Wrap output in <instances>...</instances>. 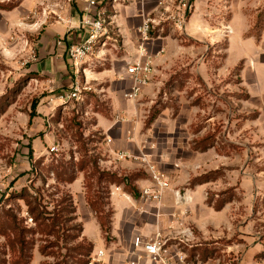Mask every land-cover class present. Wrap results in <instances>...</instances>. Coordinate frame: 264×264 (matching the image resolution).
I'll return each mask as SVG.
<instances>
[{
    "label": "rangeland",
    "instance_id": "rangeland-1",
    "mask_svg": "<svg viewBox=\"0 0 264 264\" xmlns=\"http://www.w3.org/2000/svg\"><path fill=\"white\" fill-rule=\"evenodd\" d=\"M63 1H37L8 28L0 20V264H27L30 253L32 264L35 252L43 257L40 264L63 258L68 264H75L78 252L70 249L82 237L93 244L91 255H96L101 249L96 251L95 244L84 235V219L88 213L96 217L106 243L113 240L114 210L110 196L115 185H122L128 191L129 195L124 193V196L135 210L126 215V220L136 221L141 212L151 213L157 203L145 201L141 191L146 186L138 187L135 183L145 176L151 180L149 185L153 183L149 164L134 154L143 151L148 161L167 175L154 160L157 141L170 149L174 143H189L192 149L214 151L215 148L225 165L203 177L209 180L219 177L228 182L233 170L237 174L233 173L232 182L237 185L213 187L228 191L222 196H211L213 190L209 189L207 199L221 205L236 198L240 226L252 214L247 208L255 201V196L243 193L246 187L250 190L255 185L250 176L258 174L257 186L262 193L255 201L258 214L249 231L264 240V0H206L205 23L211 33L204 38H209L208 41L181 34L180 43L186 50L171 58L172 61L156 64L153 59L152 81L135 100L125 97L130 81L121 84L120 90H126L124 100L126 103L130 100L129 108L133 110V114L126 112L122 117L112 113L109 99L103 95L109 82H93V71L101 70L104 65L97 63L92 67L87 61L79 70L73 65L69 49L76 43L67 47L70 63L66 74L60 77L55 72L47 74L40 67L42 53L38 44L43 34L42 24L65 22L60 14L66 12L68 1L67 4ZM21 2L5 0L0 8L10 10ZM194 8L193 1L192 11ZM104 19L106 23L105 16ZM169 22L164 23L161 33L171 26ZM157 29L152 30L151 37ZM56 41L62 43L65 38ZM159 45L156 41L151 49L155 51ZM190 45L196 49L190 51ZM106 47L101 43L96 46V53L102 58L107 53ZM162 53L166 52L162 50ZM75 86L80 87V96L70 98L68 95ZM98 113L121 120L116 128L123 129L113 134L122 140L120 149L128 148L136 153L126 152L131 155L128 158H120L125 151L113 154L106 142L108 138L112 145L117 141L96 126ZM124 129L130 130V139L143 140L145 147L138 151L137 147L126 145ZM124 159H128L126 165L119 164ZM71 173H76V179L82 174V188L90 205L88 213L80 210L79 216L66 181ZM177 189L186 191L182 187ZM70 195L72 200L68 198ZM28 200L47 205L51 213L60 212L59 225L53 234L45 235L38 228L29 214ZM125 230H129L127 226ZM19 237L29 242L23 254L19 252ZM235 239L238 240L236 252L229 251L230 240L226 239L218 245L197 246L189 242L179 248L186 251L190 264H246L248 244L241 236ZM54 243L42 253V247ZM71 254L76 257L72 259ZM255 258L258 261L264 258V249Z\"/></svg>",
    "mask_w": 264,
    "mask_h": 264
},
{
    "label": "crops",
    "instance_id": "crops-1",
    "mask_svg": "<svg viewBox=\"0 0 264 264\" xmlns=\"http://www.w3.org/2000/svg\"><path fill=\"white\" fill-rule=\"evenodd\" d=\"M4 1L0 0V3ZM37 1L44 0H22L19 5L10 10L0 8V20L3 19V22L7 24L6 28H8L16 19L21 18V14H25L23 12H28L30 6L35 5ZM60 1L64 2L63 0ZM67 1L66 12L63 11L60 14L65 22L56 20V23L49 22L42 24L43 34L38 44V49L42 53L40 67L43 72L47 74L52 72L59 73L58 75L56 74L59 77L68 71L67 64L70 63V60L67 47L73 43L81 42L88 34L87 29L82 28L80 24L84 12L89 7L90 0H66V4ZM193 1L195 8L189 14L184 28L181 29L173 22H169L171 25L167 26L169 30L167 29L164 33H161L162 31L160 30L165 27L164 25L158 27L157 32L152 34L150 40L147 41L146 56L154 59L156 64L165 60L172 61L170 60L171 58L186 50L187 47L180 43V40L182 41L181 34L197 41H208L209 38H206L207 40L204 38L206 35L208 37L211 33L207 29L205 23L207 19L204 16L205 7L208 5L207 1ZM97 2L98 6L93 7L92 10L100 9L104 12L108 39L107 45H105L107 46L105 48L107 51L105 57L98 58L96 55L91 57L90 63L92 67L104 65L101 70L93 71V82L95 84L101 83V81L109 82L110 85H106L103 95L109 99L112 113L122 117L126 115V112L133 114L132 108H129L132 103L130 100L128 103L124 100L126 90L123 88L120 90L119 87L129 80L126 73L127 64L140 58V38L137 28L147 16L157 14V6L154 0H147L145 2L142 0H97ZM23 24L30 26V23L24 21ZM60 37H64L65 41L57 44L56 40ZM186 37H183L184 40ZM156 41L160 45L157 50L153 51L151 46ZM189 49L190 51H194L196 46L190 45ZM162 50L166 53H162ZM70 65L73 66L72 63ZM147 88L143 90L146 91ZM97 116L98 121L96 126L99 127L103 134H108V136L114 137V140L117 141V144L114 142L113 145L111 142L110 144L106 142V145L110 147L113 154L120 151L130 152V154L136 153H133L128 148L120 149L122 140L113 134L115 130L123 129L121 126L120 128H116L121 121L120 119L113 120L99 113ZM128 131L130 130L124 129L123 131V137L125 136L123 141H125V144L132 145L131 147L134 148L137 147L138 151L142 150L140 148L145 147L143 140L130 139ZM120 133L118 134L119 136ZM157 143V149L153 152L154 160L169 176L172 185L171 189L166 191L163 204L160 207L158 205L153 206L151 213L141 212V216L136 221L130 222L126 220V215L134 213L135 210L131 206L132 202L124 196V193L126 196L129 195L128 191L122 185H115L110 196L114 213L111 223L113 240L109 244L106 243L102 236V230L96 217L88 213V206L90 208V205L87 203L85 191L82 188V174L79 173L77 179L68 184L78 209L77 215H80V210L88 213L83 223L84 235L95 244L96 251L101 249L106 254L102 264H122L126 262L132 256L131 252L134 248L133 239L137 234L148 236L159 229L167 232L172 227L170 232L179 235L185 225L191 226L193 233L190 237L192 239L190 242L197 246H202L206 243L218 245L219 242L226 239L230 240L229 251L236 252L238 251V240L235 239V236L237 238L241 236L249 247L244 257V259L246 258V264H264V258H261L259 261L255 260V255L261 253L264 249V240H260L261 236L256 235L255 232L249 231V228L253 227L255 223V215L258 214V211L254 208L255 201L262 193V190L257 186L260 178L258 174H255L254 177L250 176L255 185L250 190L249 187H246V191L243 193L249 197L255 196V201L254 205H250L247 208V211H251L252 214L249 213L240 226L239 204L236 202V198L225 201L219 208L213 203L208 202L207 199L209 189L213 190L211 194L216 196H222L228 191V188L217 190L213 187L227 184H230L232 187L237 185L236 182H232L233 173L237 174V171L233 170L231 171L232 173L230 172L231 179L228 182L223 181L219 177L214 178L215 180L203 177L205 174L212 172V170H217L225 165L223 157L217 153L215 148L214 151L209 148L192 149L189 143H184L183 145L174 143V146L170 149V147L166 148L164 147L165 145L158 141ZM150 145H152V142ZM142 154L145 155L143 151L141 153L137 152L134 155L141 159ZM127 161L128 159L120 160L119 164L126 165ZM136 161H134L135 164L138 162ZM138 163L143 165L142 162ZM236 177L238 176L236 175ZM135 183L138 187H144L149 185L151 180L149 176H145L136 179ZM177 187H182L186 190L184 192L186 201L182 204H176L174 190H177ZM231 189L236 191L238 188ZM81 214L83 215V212ZM126 223L128 225H125ZM126 226L129 229L128 231L125 230ZM173 250H176V248ZM42 259L43 257L35 252L32 264H40Z\"/></svg>",
    "mask_w": 264,
    "mask_h": 264
},
{
    "label": "built area",
    "instance_id": "built-area-1",
    "mask_svg": "<svg viewBox=\"0 0 264 264\" xmlns=\"http://www.w3.org/2000/svg\"><path fill=\"white\" fill-rule=\"evenodd\" d=\"M118 1V0H114ZM147 1V0H142ZM156 2V15L147 16L137 32L140 38V58L128 64L126 73L129 75L130 88L125 93V97L135 100L140 96L142 89L151 83L155 73L154 61L147 55L146 43L151 38V32L154 28L162 27L164 22L171 21L179 28H184L188 19V14L193 8L192 0H154ZM97 0H90L81 19V26L88 29V34L84 40L72 45L69 49V56L73 65L77 70L83 63L90 61L91 57L96 55L100 58L101 55L96 53V46L107 45V29L105 25L104 12L100 9L92 10L97 7ZM228 31L230 28H227ZM61 43V42H60ZM146 56V57H145ZM145 57V59H144ZM80 87L75 86L68 95L70 98H78L80 96ZM107 142H111L108 138ZM55 150V147L52 148ZM120 154V153H119ZM131 155L126 152L120 154V158H128ZM149 164V169L153 183L146 186L141 191V197L145 201L156 202L157 205H162L164 195L171 188V183L168 176L154 163H150L146 155L142 156ZM176 204H182L186 201L184 193L179 189L174 190ZM169 231L157 230L152 235L144 236L137 234L133 239V250L131 257L122 264H190L187 259L188 255L185 250L179 246L189 244L193 230L190 225H185L179 235H175ZM175 241V242H174ZM176 248V250H173ZM105 252L99 250L96 255H91L89 264L101 262Z\"/></svg>",
    "mask_w": 264,
    "mask_h": 264
},
{
    "label": "trees",
    "instance_id": "trees-1",
    "mask_svg": "<svg viewBox=\"0 0 264 264\" xmlns=\"http://www.w3.org/2000/svg\"><path fill=\"white\" fill-rule=\"evenodd\" d=\"M75 174H73V173L69 174L68 179L66 181L69 183L73 182L76 179ZM210 195L213 196V194H210ZM68 198H70L72 200L71 195ZM209 199L210 198L208 197V202L212 203L211 199L210 200ZM63 201H65V198ZM224 203L225 202H223L221 205H217L216 203H213V204L219 208ZM27 204L29 206L30 216H32L33 220L36 222V224H38V228L41 229L42 233L45 235L53 234V232L56 231V228L59 225L60 212H52L51 213V211H49V208L47 205H45V204L43 205L42 203L34 204L32 200L31 201L28 200ZM63 209L64 208H62L61 211ZM15 227L17 228L16 225H15ZM19 235H21V234H19ZM78 238H79V236H78ZM18 243L20 244V249H19L20 254H23L25 251L28 250L29 242L26 240V238L19 237ZM86 243H88L87 244L88 249H86V246H85ZM53 245H55V243L50 244V245H45L44 247H42V249H41L42 253L44 254L46 252V249L48 247L53 246ZM31 249H33V247ZM92 249H93V244L91 242H88L86 240V238L82 237L79 244H77L76 246H74L73 248L70 249V250H74V251L78 252V255L76 258L77 261L75 262V264L76 263L77 264H89L90 260H91ZM84 250H86V252H84ZM31 257H32V253H30V256H29L30 259H29V262L27 264H30ZM69 257H71L73 259V257L75 258L76 256L71 254ZM68 263H69L68 260L63 258V259L57 260L53 263L49 262V263H45V264H68ZM16 264H18V263H16Z\"/></svg>",
    "mask_w": 264,
    "mask_h": 264
}]
</instances>
